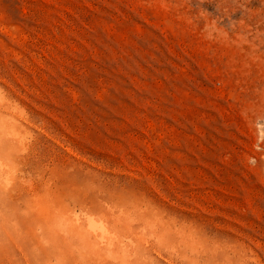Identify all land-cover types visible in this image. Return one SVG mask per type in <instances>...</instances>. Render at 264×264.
<instances>
[{
  "label": "rangeland",
  "instance_id": "obj_1",
  "mask_svg": "<svg viewBox=\"0 0 264 264\" xmlns=\"http://www.w3.org/2000/svg\"><path fill=\"white\" fill-rule=\"evenodd\" d=\"M0 264H264V0H0Z\"/></svg>",
  "mask_w": 264,
  "mask_h": 264
}]
</instances>
